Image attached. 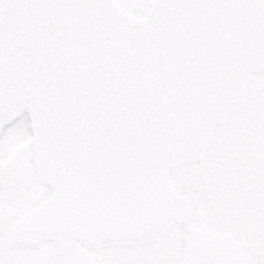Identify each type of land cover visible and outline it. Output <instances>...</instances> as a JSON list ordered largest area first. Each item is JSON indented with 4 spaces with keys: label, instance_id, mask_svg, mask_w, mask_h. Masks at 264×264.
Here are the masks:
<instances>
[{
    "label": "snow or ice",
    "instance_id": "snow-or-ice-1",
    "mask_svg": "<svg viewBox=\"0 0 264 264\" xmlns=\"http://www.w3.org/2000/svg\"><path fill=\"white\" fill-rule=\"evenodd\" d=\"M0 264H264V0H0Z\"/></svg>",
    "mask_w": 264,
    "mask_h": 264
}]
</instances>
